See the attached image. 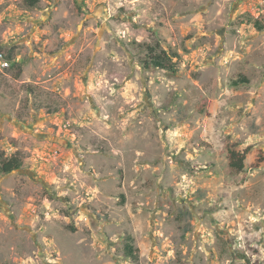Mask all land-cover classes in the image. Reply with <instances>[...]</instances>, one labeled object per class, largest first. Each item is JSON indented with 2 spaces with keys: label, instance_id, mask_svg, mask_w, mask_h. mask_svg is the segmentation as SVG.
<instances>
[{
  "label": "rangeland",
  "instance_id": "1",
  "mask_svg": "<svg viewBox=\"0 0 264 264\" xmlns=\"http://www.w3.org/2000/svg\"><path fill=\"white\" fill-rule=\"evenodd\" d=\"M0 52V264H264V0H0Z\"/></svg>",
  "mask_w": 264,
  "mask_h": 264
},
{
  "label": "trees",
  "instance_id": "2",
  "mask_svg": "<svg viewBox=\"0 0 264 264\" xmlns=\"http://www.w3.org/2000/svg\"><path fill=\"white\" fill-rule=\"evenodd\" d=\"M26 4L29 7H36L39 3V0H25ZM262 28V27H260ZM142 52L145 54L143 58H141V64L149 69L151 67L159 68L163 70L170 71L175 73L176 61L179 58V54L174 50H166L160 46V44H144L141 45ZM2 53V52H1ZM5 59H11L10 56H4ZM14 65L19 66L18 63ZM10 66V65H9ZM10 67H13L10 66ZM4 69L8 70V67H4ZM249 151V147L244 150H235L231 149L228 158H229V167L232 171L241 172L245 168V160ZM23 157L19 152L12 154L11 156L2 155L0 158V173L8 174L14 170H17L22 167ZM124 253L127 257L136 258L138 257L137 249L133 245V238L131 236L127 237V241L124 245Z\"/></svg>",
  "mask_w": 264,
  "mask_h": 264
},
{
  "label": "built area",
  "instance_id": "3",
  "mask_svg": "<svg viewBox=\"0 0 264 264\" xmlns=\"http://www.w3.org/2000/svg\"><path fill=\"white\" fill-rule=\"evenodd\" d=\"M1 65L2 67H9L10 63L7 59L4 58L3 53L0 52Z\"/></svg>",
  "mask_w": 264,
  "mask_h": 264
}]
</instances>
